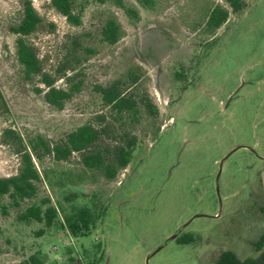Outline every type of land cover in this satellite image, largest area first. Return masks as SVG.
Here are the masks:
<instances>
[{"label":"rangeland","instance_id":"obj_1","mask_svg":"<svg viewBox=\"0 0 264 264\" xmlns=\"http://www.w3.org/2000/svg\"><path fill=\"white\" fill-rule=\"evenodd\" d=\"M126 1L139 9L140 19L132 23L114 9L126 34L77 65L73 79H82L83 87L56 108L34 90L42 85L38 79L27 81L18 71L10 26L23 0H0V175L15 173L20 163L18 142L6 128L23 138L40 132L56 140L86 120L95 122L99 112L108 114L95 84L108 82L129 62L142 68L139 89L158 106L159 124L156 133L133 128L139 142L116 180L71 186L104 188L109 196L86 234L73 236L56 225L37 234L42 222L21 221L20 208L0 206V264H18L37 250L45 264H216L225 249L240 258L259 252L252 241L264 232V0H245L213 35L187 25L205 0H168L159 11ZM32 3L42 21L27 40L54 74L66 35L93 31L104 7L91 0L82 24L73 26L49 0ZM55 83L65 85V76ZM77 163L74 152L62 164ZM43 166L59 165L45 156ZM45 189L41 182L37 198ZM177 231L194 239L169 238Z\"/></svg>","mask_w":264,"mask_h":264},{"label":"trees","instance_id":"obj_2","mask_svg":"<svg viewBox=\"0 0 264 264\" xmlns=\"http://www.w3.org/2000/svg\"><path fill=\"white\" fill-rule=\"evenodd\" d=\"M91 0H49L50 5L67 22L80 26L83 13ZM103 6L102 18L97 28L82 29L66 35L64 52L57 72L45 70L34 46L27 40L42 21L32 0H23L18 21L10 26L15 36V61L18 71L27 81L38 79L42 85L34 90L41 92L44 100L56 108L83 87V80H74L76 67L96 54L101 48L117 43L126 30L114 9H120L130 22L141 17L139 9L126 0H92ZM143 8L159 11L168 0H135ZM225 3L205 0L197 16L190 25L194 29L213 35L226 22L230 12H239L245 0H224ZM185 21V20H184ZM142 68L135 62L127 63L124 68L106 83L95 84L100 97V105L107 108L95 116V122L86 120L68 131L63 137L53 140L43 133L26 134L6 128L4 133L15 137L18 142L16 151L20 153L18 170L9 175H0V206L6 211L8 206L20 208L19 220L42 222L37 234H42L52 225L67 230L70 235L86 234L102 216L108 200L104 188L90 192L73 189L72 185L96 183L100 180H116L119 172L129 163L132 151L139 142L138 126L143 133L153 129L158 106L148 92L139 89ZM180 76V74H177ZM65 76V85L56 84L59 77ZM109 120L106 121V117ZM112 139L113 142H107ZM109 141V140H108ZM78 153L76 165L62 164L72 153ZM45 156L57 163L58 167L43 166ZM41 182L45 193L37 198ZM87 199L81 202L80 198ZM7 199V204L2 201ZM30 202L23 205L26 200ZM180 242L194 239L191 233L183 232L175 237ZM256 255L240 258L230 249L222 250L216 257V264H264V232L252 241ZM18 264H45V254L40 250L29 254ZM85 264H93L88 262Z\"/></svg>","mask_w":264,"mask_h":264},{"label":"water","instance_id":"obj_3","mask_svg":"<svg viewBox=\"0 0 264 264\" xmlns=\"http://www.w3.org/2000/svg\"><path fill=\"white\" fill-rule=\"evenodd\" d=\"M228 154H229V153H228ZM228 154H226V155L220 160V163H219L220 166H221V164H222L223 159H224ZM219 172H220V171H219ZM219 172L217 173V177H218V175H219ZM215 191H216V195H217V198H218V202H219V204H221V203H222V197H221V194H220V191H219V185H218V183H216ZM179 229H180V228H179ZM178 231H179V230H178ZM178 231L175 232L174 234H172L169 238H175L176 235L178 234ZM147 258H148V256H147Z\"/></svg>","mask_w":264,"mask_h":264}]
</instances>
